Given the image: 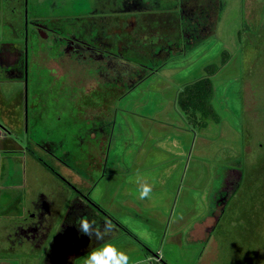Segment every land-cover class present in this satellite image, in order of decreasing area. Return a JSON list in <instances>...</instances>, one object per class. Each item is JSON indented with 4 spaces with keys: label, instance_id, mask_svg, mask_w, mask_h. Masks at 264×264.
<instances>
[{
    "label": "flooded vegetation",
    "instance_id": "af4514ba",
    "mask_svg": "<svg viewBox=\"0 0 264 264\" xmlns=\"http://www.w3.org/2000/svg\"><path fill=\"white\" fill-rule=\"evenodd\" d=\"M167 1L17 0L14 12L16 21L23 18L17 22L23 30L0 44V75L22 86L6 114L11 123L18 117L23 129L18 150L23 189L35 181L39 191L25 194L19 211H0V228H15L21 242L43 243L51 228H79L78 215L86 214L96 221L94 228L105 223L110 228L108 238L91 237L93 244L112 241L116 232L129 228L101 207L94 193L108 168L117 178V145L126 142L120 138L131 129L118 105L147 84L149 70L172 58L189 61L200 52L223 10L220 0ZM204 116L191 120L200 126ZM126 148L124 162L135 161L143 145ZM244 176L224 173L215 215L239 195ZM75 238L71 235L64 249L76 254Z\"/></svg>",
    "mask_w": 264,
    "mask_h": 264
},
{
    "label": "rangeland",
    "instance_id": "374dc122",
    "mask_svg": "<svg viewBox=\"0 0 264 264\" xmlns=\"http://www.w3.org/2000/svg\"><path fill=\"white\" fill-rule=\"evenodd\" d=\"M176 1L167 2L172 5ZM222 1L216 31L201 43L200 52L189 61L184 60L188 57L172 58L159 70H149L147 84L164 86L163 97L156 93L149 102L155 90L144 91L146 84L140 87L141 92L135 91L131 100H123L118 105V114L131 124L132 119L140 120L141 114L146 113L147 104L148 111L158 112L168 100L165 97H178L184 85L199 77H210L214 84L212 109L203 117L204 124H191L196 137L184 138L185 157L178 158L176 168L165 166L155 170L162 176L157 182L162 183L157 187L164 193L161 205L166 217L146 219L145 225L156 241L149 244L153 256L157 258L156 252L161 249L166 264H264V0ZM5 2L3 5L0 0V44L16 38V29L23 30V23H17L23 18L16 21L17 13H13L18 4L12 0ZM167 10V6L162 8ZM209 64L218 66L215 73L212 74L215 67H208ZM0 77V93L10 103L11 96L22 86L18 81H11L8 74L4 79ZM124 93L119 91L122 96ZM19 124L18 134L22 136ZM11 161L6 160L9 166ZM13 166L16 167L14 163ZM231 170L244 173L245 183L239 195L215 215L220 180ZM117 171L120 172L118 168ZM112 173L113 169L108 168L100 174L95 199L110 215L118 218L125 211L127 221L135 220V201L121 200L126 195L117 190V178ZM37 185L35 181L28 183L20 199L25 194L34 196L39 191ZM25 203L23 200L21 207ZM198 228H207V236L197 239L194 232ZM52 229L46 240L49 244L59 230ZM174 232H180L183 241L180 238L178 242H171Z\"/></svg>",
    "mask_w": 264,
    "mask_h": 264
},
{
    "label": "crops",
    "instance_id": "0c3cea01",
    "mask_svg": "<svg viewBox=\"0 0 264 264\" xmlns=\"http://www.w3.org/2000/svg\"><path fill=\"white\" fill-rule=\"evenodd\" d=\"M5 1L2 0L3 5L6 3ZM220 1L223 2L222 0ZM12 2L16 4L17 0H12ZM0 80H2V77ZM165 83L169 85L167 82ZM161 88L152 86L149 88L152 91L155 90V93H151L149 102L153 101L156 93H161V98L163 97L164 93L161 92ZM165 98L168 100L158 112L152 109L148 111L147 104L146 113L141 114L140 120L133 119V123L130 124V131L127 130L126 136H121L120 140L126 142L117 145V158L119 159L117 160V168L120 171L119 173L117 171V190H119V193L123 192L126 195L125 199L121 200L129 203L133 202V200L135 201V208L133 209L136 214L133 218L136 221H127L126 212L120 213L119 217L131 228L116 232L112 241L117 243L129 255V264L166 263L164 257H161V249L156 252L161 262L149 259V257H155L152 254L154 251L149 247L154 237L153 235L150 236V228L146 227L145 221L149 218L159 220L166 217L161 205L164 193L157 187L162 183H157L159 177L162 176L155 170L165 166L176 168L178 158L185 157L187 146L184 138L186 136H190V138L196 137L195 131L191 127V124L194 126L191 120L193 116H189L181 108L179 96ZM14 106L18 110V100H16ZM8 107V101H4L2 93H0V211L7 210L9 207L13 211H19L21 208L20 204L24 200L20 199L23 192V180L19 169L20 153L18 150L20 143L18 140H20V135L17 128L19 118L15 117L11 123L6 114ZM133 124L138 129H135ZM10 130H12V135L9 132ZM195 140L196 138L192 140V146H194ZM136 142L143 145V148H141L135 161L127 158L126 162H124L122 157L128 150L126 146ZM136 152H138V149H136ZM9 157L12 159L11 166L6 162ZM13 163L16 167L13 166ZM144 182L152 184L153 191L150 197L140 199L138 183ZM198 229L194 232L197 235V239L201 235H204L203 237L207 236V228ZM52 230L51 228L48 234H51ZM61 232V229H59L53 243L49 244L47 243L48 240L43 243L21 242L15 235V228H0V264H83V259L87 253L103 244H93L92 242L90 243V240L87 242L83 241L76 245L78 252L75 254L74 250L66 251L64 249L68 245L67 241L71 233L68 236L66 235L67 237L64 240L61 239L58 242ZM179 239L182 240L180 232H174L170 241L178 242L180 241ZM155 242L153 240V243Z\"/></svg>",
    "mask_w": 264,
    "mask_h": 264
},
{
    "label": "trees",
    "instance_id": "16d2710c",
    "mask_svg": "<svg viewBox=\"0 0 264 264\" xmlns=\"http://www.w3.org/2000/svg\"><path fill=\"white\" fill-rule=\"evenodd\" d=\"M216 71H212V74ZM213 83L209 77H202L196 79L189 84L185 85L184 90L179 94V105L187 113L197 118L198 113L208 115V112L212 109L211 98H213L214 88ZM110 230V228H108ZM104 231V228H93V235L89 236L80 232L79 228H61V234L58 237V242L70 233L75 235V248H77V243L80 244L85 240H90L91 237H95V231ZM109 232L105 234V238L109 237ZM67 235V236H66ZM68 242V241H67ZM87 242V241H86Z\"/></svg>",
    "mask_w": 264,
    "mask_h": 264
},
{
    "label": "clouds",
    "instance_id": "9594fccd",
    "mask_svg": "<svg viewBox=\"0 0 264 264\" xmlns=\"http://www.w3.org/2000/svg\"><path fill=\"white\" fill-rule=\"evenodd\" d=\"M152 191V184L147 182L138 183L140 199L150 197ZM76 222L80 232L89 236L93 235L92 229L96 224L94 219L90 220L86 214H83L78 215ZM108 231L107 223H105L104 231L101 232L97 230L94 234L98 240H103L104 235L107 234ZM83 264H129V255L114 241H106L89 251L83 259Z\"/></svg>",
    "mask_w": 264,
    "mask_h": 264
},
{
    "label": "built area",
    "instance_id": "2783aa9c",
    "mask_svg": "<svg viewBox=\"0 0 264 264\" xmlns=\"http://www.w3.org/2000/svg\"><path fill=\"white\" fill-rule=\"evenodd\" d=\"M149 259L158 260L159 258L158 257L157 258H155V257H149Z\"/></svg>",
    "mask_w": 264,
    "mask_h": 264
},
{
    "label": "water",
    "instance_id": "95a60500",
    "mask_svg": "<svg viewBox=\"0 0 264 264\" xmlns=\"http://www.w3.org/2000/svg\"><path fill=\"white\" fill-rule=\"evenodd\" d=\"M19 141V143H20V140H18Z\"/></svg>",
    "mask_w": 264,
    "mask_h": 264
}]
</instances>
